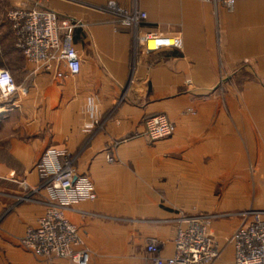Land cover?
Returning a JSON list of instances; mask_svg holds the SVG:
<instances>
[{
  "label": "crops",
  "instance_id": "0c3cea01",
  "mask_svg": "<svg viewBox=\"0 0 264 264\" xmlns=\"http://www.w3.org/2000/svg\"><path fill=\"white\" fill-rule=\"evenodd\" d=\"M26 2L80 24L73 32L80 70L62 79L27 64L13 72L21 90L0 116V264H72L35 257L20 244L44 212L45 192L19 200L16 184H40L37 163L49 149L69 153L76 173L93 184L95 200L64 211L89 264H149L151 239L171 257L175 218L199 215L202 186L240 183L249 166L264 169V0H235L232 11L202 0ZM106 3L137 8L146 15L141 32L179 37L181 48L143 53L132 29L98 10ZM16 5L0 0V45L13 38L4 12ZM154 115L175 125L171 137L143 135ZM231 192L228 212L210 227L221 250L213 264H233L228 241L238 220L229 214L241 207ZM256 197L240 211L264 210Z\"/></svg>",
  "mask_w": 264,
  "mask_h": 264
},
{
  "label": "built area",
  "instance_id": "2783aa9c",
  "mask_svg": "<svg viewBox=\"0 0 264 264\" xmlns=\"http://www.w3.org/2000/svg\"><path fill=\"white\" fill-rule=\"evenodd\" d=\"M214 7L222 6L232 11L235 0H202ZM99 11L107 14L113 24L130 28L136 45L143 53L163 48L180 49L179 37H163L153 32H141L146 15L137 8L124 9L114 3H106ZM14 41V48L33 67V72H52L54 77L76 76L80 70L78 51L73 44V32L79 23L60 19L37 3L17 0V5L5 14ZM21 90L7 69H0V116L15 106L13 97ZM189 112V111H188ZM175 125L164 115L146 119L143 135L149 141L167 139L173 135ZM108 162L112 158L106 157ZM42 174L40 184L28 188L21 181L16 184L19 200L45 192L44 212L36 227L28 228L20 244L35 257L65 259L72 264H89V252L84 247L79 231L64 214L70 206L83 201H93L96 193L91 181L78 175L73 168V158L66 151L49 149L42 153L37 163ZM214 215H178L175 218L176 233L173 239V255L162 257L159 243L151 239L146 252L151 255L149 264H213L221 255L214 242L210 227ZM238 225L229 243L233 249V264H264V210L246 209L236 214Z\"/></svg>",
  "mask_w": 264,
  "mask_h": 264
},
{
  "label": "rangeland",
  "instance_id": "374dc122",
  "mask_svg": "<svg viewBox=\"0 0 264 264\" xmlns=\"http://www.w3.org/2000/svg\"><path fill=\"white\" fill-rule=\"evenodd\" d=\"M11 8L13 7L12 6L6 7L5 12H4V17H5L6 12L9 11ZM2 66L6 68L10 73H13V72L20 73V70L26 67V63H25L23 56L18 51H16V49L14 48L13 38L11 39L9 38L6 45L5 44L0 45V67ZM13 80L15 83H17L18 81L16 78L15 79L13 78ZM189 112L191 114L192 111H189ZM238 175L240 176V181H238L240 183H233L236 181H233L234 178H232V183H213L214 185L212 189H210V191H209V188L202 186L201 191L206 192L207 190L206 193H203L204 196L202 200L204 202H203V205L200 206V209L193 213L214 215L215 217L212 220L213 222L217 220H221V218L217 215L220 212H228V211H225L224 208H226L225 206L228 205L227 200L229 198L227 197L228 195L227 191L229 189L231 191H234L233 193L231 192V195H229V197L231 196L230 197L231 199L232 197H235L232 200L235 201L236 205H238V208L241 207L240 209H242V207L243 208L248 207L251 204H254L255 201H258L256 196L263 197L262 199L264 200V196H261V195H264L263 194L264 192V169L261 171H258L255 169L254 166H249L246 172L240 173ZM208 193L210 194L209 196H207ZM210 201L211 202L213 201L212 202L213 205L211 206L212 207L211 209L206 208V206H208L207 204L211 203ZM260 201L261 199L259 198V202H258L259 204L256 203L255 205L257 206L262 205L263 203L261 204ZM240 209L230 211L232 212L231 214H229V217H232L230 219L232 220L234 219L237 221L238 218L236 217V214L240 211Z\"/></svg>",
  "mask_w": 264,
  "mask_h": 264
},
{
  "label": "trees",
  "instance_id": "16d2710c",
  "mask_svg": "<svg viewBox=\"0 0 264 264\" xmlns=\"http://www.w3.org/2000/svg\"><path fill=\"white\" fill-rule=\"evenodd\" d=\"M10 74H11V76H13L14 73H10ZM12 78H14V76Z\"/></svg>",
  "mask_w": 264,
  "mask_h": 264
}]
</instances>
